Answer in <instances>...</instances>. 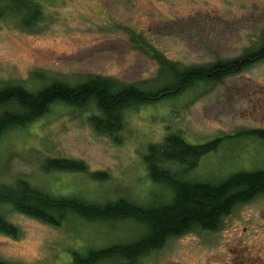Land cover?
<instances>
[{"label":"rangeland","instance_id":"rangeland-1","mask_svg":"<svg viewBox=\"0 0 264 264\" xmlns=\"http://www.w3.org/2000/svg\"><path fill=\"white\" fill-rule=\"evenodd\" d=\"M37 1L42 18L30 28L16 16L0 18L1 84L36 91L54 79L77 83L90 75L122 83L155 81L161 73L155 52L182 68L262 46L264 0ZM91 113L55 104L31 124L8 130L0 139V181L25 178L53 194L98 202L165 200L168 192L148 176V145L171 132L205 142L264 129V59L220 81L127 110L120 141L98 133L89 123ZM48 157L84 160L90 171L105 170L110 179L46 172ZM258 168H264V140L229 138L190 175L218 180ZM3 211L20 231L18 237L0 233V258L13 264H69L75 250L130 240L142 229L130 220L111 225L79 215L52 226L9 206ZM133 264H264V193L235 207L217 230L170 238Z\"/></svg>","mask_w":264,"mask_h":264},{"label":"trees","instance_id":"trees-1","mask_svg":"<svg viewBox=\"0 0 264 264\" xmlns=\"http://www.w3.org/2000/svg\"><path fill=\"white\" fill-rule=\"evenodd\" d=\"M37 0H0V18L16 16L30 28L42 18ZM259 50L245 49L234 58L182 67L155 52L161 73L157 80L122 83L111 77L90 75L71 83L54 79L36 91L21 84L0 83V139L12 128H22L47 114L55 104L93 110L89 123L100 134L120 141L126 125L125 113L145 103L178 96L199 83L220 81L254 62L264 59V31ZM158 81V82H157ZM254 137L264 140V129L241 131L205 142H192L182 133H168L163 141L150 143L144 161L149 178L169 198L153 199L147 204L127 197L98 202L75 194H53L33 185L25 178L14 183L0 181V233L18 237L19 228L9 221L3 209L13 210L52 226H61L72 215L90 222L111 225L130 220L141 227L132 239L99 247L73 251L69 264H133L161 249L173 237L192 230H217L223 218L235 207L264 193V168L242 169L218 180L198 179L190 174L207 155L216 152L229 138ZM46 172H82L94 181H107L109 172L90 171L84 160L48 157ZM0 264H13L0 258Z\"/></svg>","mask_w":264,"mask_h":264}]
</instances>
